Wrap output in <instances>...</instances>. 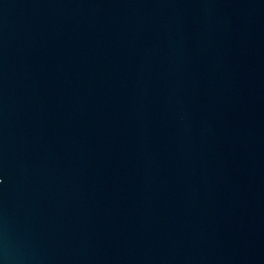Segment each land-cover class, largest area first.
<instances>
[{"label":"water","instance_id":"water-1","mask_svg":"<svg viewBox=\"0 0 264 264\" xmlns=\"http://www.w3.org/2000/svg\"><path fill=\"white\" fill-rule=\"evenodd\" d=\"M0 264H264V0H0Z\"/></svg>","mask_w":264,"mask_h":264}]
</instances>
